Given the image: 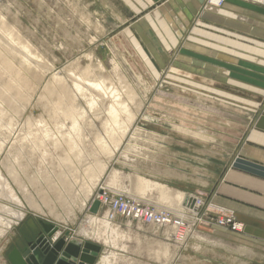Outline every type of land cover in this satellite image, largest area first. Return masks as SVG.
<instances>
[{
	"label": "rangeland",
	"instance_id": "rangeland-1",
	"mask_svg": "<svg viewBox=\"0 0 264 264\" xmlns=\"http://www.w3.org/2000/svg\"><path fill=\"white\" fill-rule=\"evenodd\" d=\"M249 1L264 5V0ZM225 2L205 0L195 18L199 20L208 7L221 8ZM128 4L121 0H0V54L4 55L0 56V220L14 219L8 212L12 208L25 215L24 220L14 219L17 223L0 237V264H11L9 254L21 246L23 239L40 232L41 220L58 226L62 234L68 232L69 239L75 237L99 246L95 264L112 251L130 260L138 259L141 262L138 264H222L220 260L239 264L230 259L231 253L227 251L235 252L236 246H226L221 235L218 239L209 235L218 236L216 228L242 233L244 223L233 211L217 206L215 195L210 191L224 179L243 142L247 120L251 123L245 113V102L240 99L246 97V93L227 90L225 94L224 90H217L215 84L221 85L219 82L210 86L207 82H187L178 77L182 76L177 65L182 59L180 50L195 36L192 30L183 32L179 43L173 46L166 41L167 27L149 25L153 51L162 57V51L168 54L165 63L157 65L149 52L152 65L144 50L130 39L127 30L156 6L128 15ZM113 8L121 18L113 17ZM138 41L141 47L144 45L151 51L148 44ZM74 73L103 79L106 87L123 91V101L131 105L136 119L130 122L129 115L122 113V124L115 126L117 132L107 133L110 118L107 109L112 102L99 100V105L91 108L89 93L95 94V87L82 96L74 84L71 75ZM59 78L77 95L79 111H85L83 116L75 111L83 129V141H78L85 158L98 163L94 174L85 170L74 177L64 164L68 151L65 145L58 147L50 141L36 144L31 138L40 120L56 133L57 122L66 126L64 131L72 130V121L64 110L58 116L51 111L59 96L68 110L71 106ZM49 83L57 94L47 91ZM126 86L135 92L133 102L124 93L128 90ZM123 122L129 123L125 136ZM120 138L119 149L109 159L104 140L113 148ZM101 163L108 166L93 192H87L92 187L91 178L100 174ZM116 172L118 178L114 180ZM62 174H66L68 182L79 181L85 187L75 182L72 192L65 190ZM137 175L164 183L187 197L194 195L204 199L201 208L192 205L198 215L187 212L188 230L182 227L175 232L169 227L179 220L172 212L179 207V200L168 203L156 192L139 193L134 183ZM7 183L22 205L16 204ZM25 186L28 191L24 190ZM61 192L63 199L58 196ZM98 193H106L108 202H101ZM31 199L37 207L29 204ZM114 200L141 205L154 212L155 219L163 216L170 222L161 226L150 220L145 222L117 214L112 221L114 226L122 231L121 236L130 235L122 239L120 245L121 248L127 246L128 250L116 249L113 242L120 237L117 238L114 231H106L103 222L106 213H111ZM95 201L100 202L97 212L93 211ZM94 215L96 220H92ZM3 226L0 223V228ZM85 228L89 231H84ZM180 235L183 239L178 241ZM158 241L169 247L167 256L157 253ZM150 243L153 250H149ZM210 251L216 253L217 263L208 261Z\"/></svg>",
	"mask_w": 264,
	"mask_h": 264
},
{
	"label": "crops",
	"instance_id": "crops-1",
	"mask_svg": "<svg viewBox=\"0 0 264 264\" xmlns=\"http://www.w3.org/2000/svg\"><path fill=\"white\" fill-rule=\"evenodd\" d=\"M121 1L129 3L128 15L156 6L127 30L130 39L144 50L145 57L150 59L151 52L157 65H163L168 58L164 51V58L153 51L149 25L167 27L166 41L173 46L179 43L183 32L192 30L195 36L180 50L179 57L183 60L177 65L182 76L178 77L187 82H207L210 86L219 82L221 85L215 86L225 94L227 90L246 93L240 99L245 102V113L251 123L247 120L243 142L224 179L210 191L217 206L233 211L244 223V231L232 233L216 228L218 236H209L218 239L221 235L226 246L237 247L235 252L227 250L235 263L264 264V5L249 0H226L221 8L208 7L198 20L195 15L205 0ZM112 13L113 17L121 18L114 8ZM138 40L148 44L151 51L144 45L141 47ZM209 90L215 89L209 87ZM33 237L23 239L20 247ZM214 251L209 252L207 259L217 263ZM219 263L231 264L221 260Z\"/></svg>",
	"mask_w": 264,
	"mask_h": 264
},
{
	"label": "bare ground",
	"instance_id": "bare-ground-1",
	"mask_svg": "<svg viewBox=\"0 0 264 264\" xmlns=\"http://www.w3.org/2000/svg\"><path fill=\"white\" fill-rule=\"evenodd\" d=\"M25 48H28V47L25 46ZM0 56L4 57V55H2V54H0ZM1 59H3V58H1ZM3 60L7 62L6 59H3ZM6 62H4V63H6ZM7 64H8V62H7ZM100 69L103 70V66H101ZM14 70H16V69H14ZM71 75L74 78V84L76 85L77 89L81 92L82 96H86V94L93 87H95V90H96L95 92L96 93L95 94L92 93V92L89 93V95H90V105H92L91 108L97 107L99 105V100L106 101V99H109L112 102V104L107 109V112L109 113V117H110L109 121H108V126H107V133H109V134L114 133L115 134L117 132V129H116L115 126L122 124L121 123V120H122L121 115H122V113H124L125 115H129V117L131 119L130 122H133V120L136 119L137 114L132 111L131 105L128 102L123 101V91H120V90L115 89V88L106 87L103 84V82H102L103 79L89 78L90 76L89 75H85V74L84 75H77L76 73H74V74H71ZM59 80L61 81V83L63 85V88H64L63 91H64V93L66 95L67 100H69L71 102V106H70V109L68 110V106L66 104H64L62 96H59L58 97V102H56L54 105L51 106V111H52V114H55V116H58L59 112L61 110H64L65 116L68 117L72 121V130L71 131H64L66 126H60L59 125L60 123L57 122L55 124V126H56L58 132L56 133L53 130H51L48 126H46V124L44 123L43 120H40V121H38V124L36 125V129H35L36 132L31 133L32 134L31 138L33 139V142H35L36 144H39V143L40 144H46L47 141H50V142H54L56 145H59L58 147H62L61 146L62 144L65 145V147L67 148L68 151L66 153V159L64 160V164L69 166L70 173H72V175L74 177H78L80 172H83L85 170L89 171V173L94 174L96 168H98V163L95 160L88 161L90 159L85 158V152H84V150L82 148V145L78 141V140L83 141V135H81V134H83L82 133L83 129H82V126L79 123V120L76 118L75 111L76 112L78 111L77 115H79V116L80 115L83 116L85 111H83V112L79 111L77 95L72 90H70V88H68L66 86V82H63V79L59 78ZM25 82H26V80H25ZM29 87H30V85H29ZM126 87H127L128 90H126L124 93L133 102V98L135 96V92H133V90L129 86H126ZM46 89H47L48 92L50 91L52 94H57L56 90L54 89V87L53 86L51 87V83H49L46 86ZM6 95H9V94L6 93ZM2 98H5V97H2ZM40 100H42V96H41ZM4 101H6V100L4 99ZM7 102H9V101H7ZM9 103H11V101ZM127 124H129V123L128 122L127 123L123 122V125H124L123 136H125L127 134L128 130H129V125H127ZM194 134L196 135V133H194ZM78 135L80 136L79 139L76 137ZM62 141H63V143H62ZM121 141H122V138L117 139L114 142L113 148H110L109 145H107L106 141L104 140V145L109 149V150L107 149L108 152H109V155H110L109 159L112 158L115 155V152L119 149ZM107 166H108L107 163H101L100 164V174L98 176H93L91 178L92 187L89 190H87V192H93V188L95 187V185H97V180H100V177L105 172ZM117 173L118 172H116L115 175H114V180L118 178V174ZM65 175L66 174H62V177H63L62 185L65 188V190H68V191L72 192L74 190V183L75 182L78 183L79 181H75L74 183L73 182H68L65 179ZM136 177H135V180L134 179L133 180H134L136 188H138L139 193L143 194L145 192H156V194L158 196H160L164 200H167L168 203L173 201V200H175L176 198H177V202L179 200V207L176 210H172V209L171 210H172V212L174 214L179 216L178 219L180 221V224L177 222V223H174L173 225L170 224L169 227H172L175 230V232H176V228L182 230L181 227H183V228L185 227L187 229L186 223H185V217L187 215V212L189 211V208H188V206L186 204L188 197L185 196L184 193L177 192L174 189L172 190V188H170L168 185H166L164 183H161V182H158V181H154V180H151V179L139 176V175H137ZM78 184L82 188L85 187V184L82 183V182L81 183L79 182ZM6 186L8 187V190L11 193V196L15 199L16 204L17 205H22L21 200H19L17 198V195H16L15 191L12 188H10V185L7 183ZM56 189L59 190L58 187H56ZM24 190L28 191L26 186L24 187ZM61 194H62V192L59 193L58 196H59L60 199H63ZM98 196L102 197L104 195L101 194V193H98ZM29 204L32 207H37L38 206L34 202V200H32V199L29 200ZM13 209L14 208L8 210V212H10V216L12 218H14L16 221H21V220L25 219V215H24V213L21 210H13ZM164 209H166V208H164ZM39 210L42 211V209H39ZM168 210L170 211V209H168ZM108 212L105 215V220L106 221L105 220L103 221L105 226L107 227L106 231H114L115 232V236L117 238L120 237V240L119 239L117 241L114 240L113 246H115L116 249L123 250V251L126 252L128 250L127 246L123 245V247L121 248L120 245L122 244L121 242L124 241L122 239H124V238L127 239V235H130V234L126 233L125 236H121L123 234L122 231L118 230L114 226L116 224H114L110 220V218L108 217ZM91 217H92V220H94V219L96 220L97 216L94 215V216H91ZM14 219H8L6 221H4L3 219L0 220V223L4 224V226H5V227L3 226L4 228H0V237L3 234L7 233V229H10V228L13 227V224H15V222H16V221H13ZM156 227H158V226H156ZM84 231H89V228H85ZM168 231L169 230L167 228L165 230V232L168 233ZM183 231H185V229ZM183 234L184 233H182L181 235H183ZM59 235H60V232L58 233V235L56 234V237L59 236ZM102 235H103V238H104L105 233H103ZM181 235H180V237L177 236L178 241H181V238L183 239V236H181ZM170 236L168 235V237H170ZM99 239H101V238H99ZM137 239H138V237L136 238V240ZM139 239L141 240L140 237H139ZM141 241H143V240H141ZM156 245L158 246L157 253L158 254L163 253L165 256H167L166 253L169 252V250H170L169 247L166 244H164L163 242H161V241H158L156 243ZM149 247H150L149 250H153L152 243L149 244ZM127 262L129 264L141 263L138 259L130 260L128 257H123L122 254L119 253L118 251H112L111 254L103 256L102 259H101V262H99V264H123V263H127Z\"/></svg>",
	"mask_w": 264,
	"mask_h": 264
},
{
	"label": "water",
	"instance_id": "water-1",
	"mask_svg": "<svg viewBox=\"0 0 264 264\" xmlns=\"http://www.w3.org/2000/svg\"><path fill=\"white\" fill-rule=\"evenodd\" d=\"M99 206L100 202L95 201L93 211L97 212ZM40 223L43 226L42 235L35 243H30L24 253L14 248L9 254L11 264H95L99 246L75 237L68 240V232L56 237L60 229L58 226L42 220Z\"/></svg>",
	"mask_w": 264,
	"mask_h": 264
},
{
	"label": "built area",
	"instance_id": "built-area-1",
	"mask_svg": "<svg viewBox=\"0 0 264 264\" xmlns=\"http://www.w3.org/2000/svg\"><path fill=\"white\" fill-rule=\"evenodd\" d=\"M225 0H211V2L213 3H223ZM104 196L100 197L101 198V202L107 203L108 202V197L106 196L107 194L104 193ZM111 208L110 211L111 213H108V217L110 218L111 221L115 220V217L117 216V214H121V215H128L129 217H131L130 219H137V220H143L145 222H147L148 220H150L151 222L155 223V224H159L161 226L168 224L170 221L169 219H167L166 217H156L155 219V213L148 209H144L143 207H141V205H136L133 204L129 201H119V200H114L111 202ZM187 206L191 212V214L193 213L194 215H198L199 213L196 212L197 209L192 208V205L196 208H201L205 202L204 199L202 197L199 196H189L188 200H187ZM198 211V210H197ZM179 223L180 221H176L175 223ZM224 223L225 220H223ZM182 228V227H181ZM56 238L53 240L55 241Z\"/></svg>",
	"mask_w": 264,
	"mask_h": 264
},
{
	"label": "flooded vegetation",
	"instance_id": "flooded-vegetation-1",
	"mask_svg": "<svg viewBox=\"0 0 264 264\" xmlns=\"http://www.w3.org/2000/svg\"><path fill=\"white\" fill-rule=\"evenodd\" d=\"M40 232H43V228L40 230ZM37 233V235H34L33 239L27 241L26 245H24L23 247H17L19 249V251L21 253H24L26 251V249H29V244L30 243H35L37 241V239L42 235L41 233Z\"/></svg>",
	"mask_w": 264,
	"mask_h": 264
}]
</instances>
